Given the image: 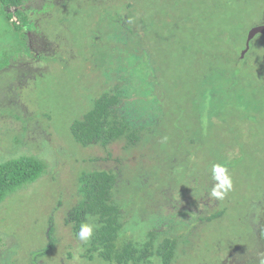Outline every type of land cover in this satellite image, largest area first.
<instances>
[{
  "label": "rangeland",
  "instance_id": "374dc122",
  "mask_svg": "<svg viewBox=\"0 0 264 264\" xmlns=\"http://www.w3.org/2000/svg\"><path fill=\"white\" fill-rule=\"evenodd\" d=\"M260 2L29 0L23 6L29 23L19 32L7 20L17 22L13 10L0 4V164L21 156L46 164L36 182L0 204V264H111L76 238L75 221L66 222L80 201L79 177L104 168H121L130 180L154 169L163 179L169 171L176 185L170 196L184 200L175 213L156 206L165 195H148L145 187L136 195L116 193L128 223L118 246L156 230L190 241L179 264H260L251 231L257 227L264 240V38L256 36L248 61L234 55L248 28L259 25ZM196 76L202 83L195 85ZM159 82L170 87L168 109L176 106L167 116ZM103 95L118 98L116 111L133 129L152 133L145 150L155 152H127L118 143L104 161L103 148L75 141L71 125ZM213 163H223L233 179L217 208L227 212L200 224L193 238L198 217L190 209L199 214L214 200L197 203L195 211L186 204L195 195L181 188ZM182 167L187 176L178 181ZM219 241L230 255L201 256L192 248L204 244L212 252Z\"/></svg>",
  "mask_w": 264,
  "mask_h": 264
},
{
  "label": "trees",
  "instance_id": "16d2710c",
  "mask_svg": "<svg viewBox=\"0 0 264 264\" xmlns=\"http://www.w3.org/2000/svg\"><path fill=\"white\" fill-rule=\"evenodd\" d=\"M27 1L29 0H0V4L3 7L13 10V16L17 22H12L9 15H7V20L12 23L17 32L21 31L29 23V18L23 10V6ZM257 9L258 10L255 11L254 14H256V18L259 19L258 24L264 25V2H260ZM249 29L250 27L248 30ZM258 36L264 38V35L259 34ZM229 38L232 41L231 43L238 42L235 34H230ZM254 39L250 42L248 50H246L245 42L242 38L240 44L241 48L238 51H234L236 61L241 63L248 61L249 54L252 52L255 44ZM4 64L0 65V69L3 68ZM212 68H214V71H218L215 66ZM203 79L204 78L201 79L199 76H196L195 85L202 83ZM211 85L214 90L217 88L218 82L213 79ZM162 93L164 96L163 98L160 96ZM170 94L171 90L169 85L159 82L158 101L162 104L164 110L163 114L165 116L176 110V106L171 109L167 107ZM200 94L203 96L205 93L201 91ZM118 103V98L114 95L99 96L93 100L91 109L81 119L74 121L70 127L73 138L76 142L81 144L82 147L99 146L103 148L107 152V156L102 158L104 161L110 160L111 153H109V148L115 144L122 143L123 151L128 152L137 147H142V151L145 150L147 144H150L151 140L152 133L150 131H137L118 115L116 111ZM220 126L226 128L225 123H223V125L220 124ZM225 148L226 146L223 147V149ZM146 150L149 153L155 152L154 148H150V151L147 148ZM149 156L155 158V156L151 154H149ZM155 159L158 163L160 159L163 160L162 158ZM177 164V162H173V165L176 166ZM203 168L207 169V173L204 174V176L201 175L202 172L196 173L194 180L191 181V179H189L187 185L181 188L182 191L186 192L191 190L193 192L192 196L195 195L194 199L196 202L189 200V202L186 203L192 205L191 208L193 207L195 211H197V203L208 200L205 202L208 205L211 200H214L212 206H208V208L202 210L199 214H196L198 212L195 213L190 209V215L198 217L197 221H195V224L197 223L196 228L192 227V230H195L193 238L198 236V231H200L198 228L202 227L200 224L207 226L209 222L216 223L222 218L225 211L227 212L225 206L223 210H217L222 200L210 197L209 192L214 182L210 177V168L207 165ZM154 170L155 172L150 175H144L143 172H138L132 177V180L127 177L123 178V171L121 168L118 170L115 168H104L82 174L79 177L80 201L76 206L75 213L71 214L70 220L66 222L71 223V221H75L72 223L78 227L81 222L91 223L95 226L94 234L89 241V247L91 251L96 252L104 261L111 264H179V259L183 258V256L190 251L191 245L188 239L162 236L156 230L148 231L141 239H137V237H135L136 235H132L130 238L127 237L122 240L121 246H118L119 238L124 232H127L128 223L126 221V215L121 211L122 206L115 197L116 193L121 192L123 195L132 192L133 195H136L139 189L145 187L148 191V195L150 193L153 195H165L163 197L164 201L162 199L163 204L153 201L158 207L164 205L166 209L170 207V210H174L176 213L178 206H180V204L183 205L184 200H176V197L170 196V190L176 186L171 182L172 173L165 170L166 173L163 174L164 178L162 179L159 177L156 169ZM45 171L46 164L31 156H21L1 163L0 204L12 193L36 182ZM181 172L182 173L178 176V181L183 178L186 179L187 172L185 171V167H182ZM168 184H170L169 188H167ZM262 189L264 188H259L260 193ZM75 226L74 229L77 230L78 228ZM253 231L255 233H252L253 239L261 247V253L259 255L264 258V255H262L264 253V240L260 237L257 227H254L251 232ZM138 234L140 235V233ZM197 238H199V236ZM192 248L199 252L201 256L211 254L220 257V252L222 250L228 252L229 255L232 253L230 252L231 249L229 248V250H227L221 241H219L217 245H214L216 250L212 252L208 251L210 247H208L207 250L204 244H196ZM201 256L199 255V257ZM222 263L225 264V262Z\"/></svg>",
  "mask_w": 264,
  "mask_h": 264
},
{
  "label": "clouds",
  "instance_id": "9594fccd",
  "mask_svg": "<svg viewBox=\"0 0 264 264\" xmlns=\"http://www.w3.org/2000/svg\"><path fill=\"white\" fill-rule=\"evenodd\" d=\"M210 177L214 182L209 192L210 197L222 200L233 188V179L228 172L227 167L223 163H213L210 168ZM94 225L87 222H81L76 233V238L83 244H87L93 234ZM82 249H77L73 254V260H79ZM264 255V254H262ZM260 264H264V259L260 260Z\"/></svg>",
  "mask_w": 264,
  "mask_h": 264
},
{
  "label": "water",
  "instance_id": "95a60500",
  "mask_svg": "<svg viewBox=\"0 0 264 264\" xmlns=\"http://www.w3.org/2000/svg\"><path fill=\"white\" fill-rule=\"evenodd\" d=\"M259 34L264 35V25L253 26L247 31L246 38H245V49L246 50H248L250 46V42Z\"/></svg>",
  "mask_w": 264,
  "mask_h": 264
}]
</instances>
